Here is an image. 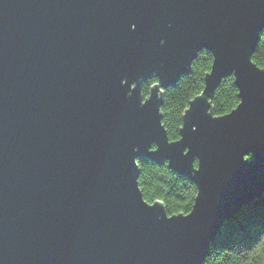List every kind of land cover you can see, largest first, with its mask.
<instances>
[{
	"label": "water",
	"instance_id": "water-1",
	"mask_svg": "<svg viewBox=\"0 0 264 264\" xmlns=\"http://www.w3.org/2000/svg\"><path fill=\"white\" fill-rule=\"evenodd\" d=\"M263 29L264 0H0V264H204L264 193ZM203 50L171 140L164 90ZM231 74L240 102L215 115ZM143 159L191 177V212L144 198Z\"/></svg>",
	"mask_w": 264,
	"mask_h": 264
},
{
	"label": "trees",
	"instance_id": "trees-1",
	"mask_svg": "<svg viewBox=\"0 0 264 264\" xmlns=\"http://www.w3.org/2000/svg\"><path fill=\"white\" fill-rule=\"evenodd\" d=\"M252 59L264 68V29ZM213 60L210 51H200L190 71L175 86L164 90L161 111L171 140L180 138L184 114L190 102L204 90ZM157 82L154 76L143 83L145 98ZM238 93L234 76L224 77L210 99L214 114L220 116L232 111L240 102ZM139 166V183L147 201H162L169 215L192 211L198 186L191 177L175 172L168 163L143 159L139 160ZM204 264H264V193L225 222Z\"/></svg>",
	"mask_w": 264,
	"mask_h": 264
}]
</instances>
